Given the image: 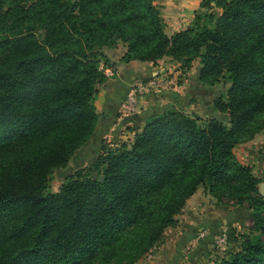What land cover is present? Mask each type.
I'll use <instances>...</instances> for the list:
<instances>
[{"label":"trees","instance_id":"trees-1","mask_svg":"<svg viewBox=\"0 0 264 264\" xmlns=\"http://www.w3.org/2000/svg\"><path fill=\"white\" fill-rule=\"evenodd\" d=\"M203 6L168 34L155 0H0V264H134L200 185L246 201L260 231L215 264H264L262 178L234 152L264 131V0ZM119 41L124 61L196 59L202 85L227 89L206 117L174 104L147 113L131 141L100 143L48 191L96 134L104 47Z\"/></svg>","mask_w":264,"mask_h":264},{"label":"rangeland","instance_id":"rangeland-1","mask_svg":"<svg viewBox=\"0 0 264 264\" xmlns=\"http://www.w3.org/2000/svg\"><path fill=\"white\" fill-rule=\"evenodd\" d=\"M168 57L172 58L170 56H165L163 58L169 59ZM161 59L162 58H160L157 62H159ZM177 62L180 66H182L180 61L176 60L173 63L177 64ZM191 67L198 70L197 63H192ZM191 67H189V69ZM175 69L173 68V70ZM112 74L107 73L109 76ZM170 74L172 75L173 72L169 73L168 75ZM157 76L158 75H154L146 79H139L137 77L132 78L134 81L131 83L127 95L119 104L118 109L119 113H122L121 117L124 115L126 118H129L131 115H133L132 113L134 112L130 113L124 111L122 105L130 94L129 92L133 89V87L138 86L139 83L144 84L145 89L138 91V110L143 108V104H147L149 97L153 95L154 92L157 93L158 91H161V85L156 87H147L146 85L151 81L150 79H156ZM178 77L181 76L178 74L177 78L174 80L175 82L179 81ZM182 80H184V78ZM188 83V85L183 86L186 97L185 102L182 101L179 108L186 111H196L202 117L209 115V106L206 107L208 102L211 103L214 97L224 93L229 84L220 82L214 86H206L202 85L201 83L200 85H192L190 81H188ZM174 98L175 97H173L172 90L169 93L168 102L174 101ZM189 99L196 100L194 107H191V105L187 104ZM184 104L185 107L183 106ZM129 126L132 130L135 129L131 125ZM123 129H125V127H123ZM135 132L136 130L131 131L129 129V132L127 131L124 134L122 133V138H118V136L114 137L112 134H108L107 131L106 133L99 132V135H96V137L93 139L91 138L72 156L69 164L66 167L57 168L53 172L49 182L48 191L58 190L62 182L65 181L67 175L76 171L77 169L90 165L98 155L99 151L97 148L100 146V143L106 144L108 147H115L124 140L131 141ZM252 139H250V141L254 143V140ZM250 141L247 142L249 145L251 144ZM241 145L242 144L236 148L235 154H237L238 159L241 162L249 164H251V162L247 161H254V163L258 165V159L256 158L257 156L255 154L256 152L251 149L252 146L247 147L245 145L244 148L246 149H244L241 147ZM256 146L257 145H253V148ZM248 150L251 152H247ZM252 166L254 169L255 165ZM261 178L262 182H264V178ZM178 217V224L175 226H170L166 229L163 243H166L168 239L175 237V239L178 240L177 243L179 242L178 244L180 245L181 249L179 250V260L182 252H184V256L187 255V257H185L186 260H184V264H215L216 261L221 259L223 256L229 255L230 252L241 247V244L246 236L254 237L260 232L256 227V220L252 215V210L247 206L246 201L237 202L231 199L227 201H221L218 199V197L206 192L204 187L201 185L198 187L197 191L188 198L186 205ZM262 234L264 235V232H262ZM163 243L152 248L150 252H147L141 256L136 262L144 259L145 257H149L148 255Z\"/></svg>","mask_w":264,"mask_h":264},{"label":"crops","instance_id":"crops-1","mask_svg":"<svg viewBox=\"0 0 264 264\" xmlns=\"http://www.w3.org/2000/svg\"><path fill=\"white\" fill-rule=\"evenodd\" d=\"M155 2L160 7V13L166 23L165 30L168 34L188 27L194 20L196 12L206 8L203 6V0H155ZM104 51L111 58L112 62V66L110 65L106 68L107 73L113 74L110 76L108 75L107 80L99 86V91L96 95V107H98V112L102 114V119L92 139L95 138L96 135H99V132L106 133L107 131L108 134H112L114 137L118 136V138H122L125 132H129V129L131 131H137L143 126L147 113L163 110L171 104L179 107L182 101L185 102L186 93L183 86L188 85V81H190L192 85H200V81L197 79L198 70L200 68L199 60H194L193 62L194 64L197 63L198 70L193 67L185 69L180 66L178 62L177 64L173 63L176 60H172V58L169 57V59L162 58L157 63L140 59L124 61L121 57L126 51V45L122 41H119L116 46H105ZM173 68L176 69L173 70ZM172 72V75H168ZM178 74L181 77H178L179 81L175 82L174 80L177 78ZM154 75H158L162 80L161 91L157 93L154 92L153 95L149 97L147 104H143V108L132 113L133 115H131V117L126 118L124 115L121 117L122 113L120 114L118 109L119 104L125 98L131 83L134 81L132 78L137 77L139 79H146ZM183 78L184 80H182ZM171 88L173 90V97L175 98L174 101L168 102L169 93L172 91ZM187 102L188 105L194 107L196 100L189 99ZM183 106L185 107V104ZM129 125L135 129L132 130ZM123 127H125V129H123ZM252 140H254V143L248 140L240 144H242L241 147L244 148L247 142H251L250 145L247 143L246 146H252L251 149L256 152L258 165H256L254 161L249 160L247 162H251L252 165H255L253 169L254 172L264 178V131L258 133ZM240 144L235 147V153L236 148H238ZM253 145L257 146L253 148ZM249 151L250 150L247 152ZM177 241L175 237L168 239L166 243H163L156 250H153V252L148 255L149 257H145L135 264H184L187 255L184 256V252H182L179 260V250L181 249Z\"/></svg>","mask_w":264,"mask_h":264},{"label":"built area","instance_id":"built-area-1","mask_svg":"<svg viewBox=\"0 0 264 264\" xmlns=\"http://www.w3.org/2000/svg\"><path fill=\"white\" fill-rule=\"evenodd\" d=\"M151 81L147 83L148 86L156 87L158 85H161L162 80L159 78V76L156 77V79H150ZM144 84L139 83L138 86L133 87V89L129 92L130 94L128 95L127 99L123 102V109L126 112H136L138 110V104L139 100L137 98L138 91L144 88Z\"/></svg>","mask_w":264,"mask_h":264},{"label":"water","instance_id":"water-1","mask_svg":"<svg viewBox=\"0 0 264 264\" xmlns=\"http://www.w3.org/2000/svg\"><path fill=\"white\" fill-rule=\"evenodd\" d=\"M260 190H261V192L264 193V182H261L260 183Z\"/></svg>","mask_w":264,"mask_h":264}]
</instances>
